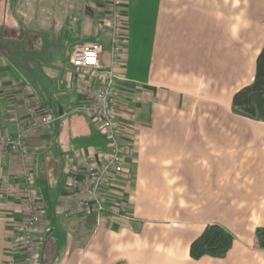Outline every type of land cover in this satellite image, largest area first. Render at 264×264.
Returning <instances> with one entry per match:
<instances>
[{
    "label": "crops",
    "instance_id": "obj_1",
    "mask_svg": "<svg viewBox=\"0 0 264 264\" xmlns=\"http://www.w3.org/2000/svg\"><path fill=\"white\" fill-rule=\"evenodd\" d=\"M84 2L92 8L85 14L96 13L98 21L105 3ZM122 11L124 62L114 112L127 150L126 179L116 181L107 201L125 194L124 216L59 211L75 165L106 146L100 134L74 153L77 138L65 131L89 120L73 111L85 97L79 82L89 77L70 58L75 44L95 39L71 43L54 66L52 108L10 68V57L18 56L14 37L6 38L7 53L0 47V134L16 131L2 123L8 100L21 120L28 103L51 117L29 134L43 207L38 264H264V248L255 243V228L264 225V91L249 93L252 114L232 104L234 92L255 74L264 0H126ZM101 60L108 61L104 47ZM4 176L17 190L10 195L2 190ZM22 184L17 154L0 148V264L9 253L20 257ZM208 223L229 230L233 243L224 257L192 258L189 245Z\"/></svg>",
    "mask_w": 264,
    "mask_h": 264
},
{
    "label": "built area",
    "instance_id": "obj_2",
    "mask_svg": "<svg viewBox=\"0 0 264 264\" xmlns=\"http://www.w3.org/2000/svg\"><path fill=\"white\" fill-rule=\"evenodd\" d=\"M101 1L105 4L99 18V29L101 34L108 37V61L101 60L103 45L96 41L75 44L70 61L78 71L89 77L79 82L85 97L74 110L92 120L104 137L106 146L102 151L84 155L75 165L66 184L67 199L61 203L59 210L65 216L98 212L124 216L127 210L125 194L121 193V197L118 194L119 197L110 203L107 201L109 195L116 193V181L126 179L123 157L127 150L120 141V126L114 112L116 85L124 62L125 19L122 8L126 0ZM26 110L28 116L21 120L16 103L8 100L2 113L3 124L16 126L15 132L0 134V148L17 154L23 179L19 196L24 210V219L15 239L20 257L9 253L4 264H38L40 255L42 237L38 235V228L43 207L35 189L29 134L49 123L51 117L41 112L39 106L30 103ZM2 190L9 195L17 191L6 176L2 178Z\"/></svg>",
    "mask_w": 264,
    "mask_h": 264
},
{
    "label": "rangeland",
    "instance_id": "obj_3",
    "mask_svg": "<svg viewBox=\"0 0 264 264\" xmlns=\"http://www.w3.org/2000/svg\"><path fill=\"white\" fill-rule=\"evenodd\" d=\"M86 7L84 0H2L0 2V8L5 13L0 15V47L3 43V49L7 53L9 42L6 38L14 37L13 48L18 56L10 57V68L26 80L28 88L37 100L45 102L49 108H52L53 104L50 90L55 75L54 66L64 62L70 44L95 39L107 49L104 45L108 44V40L101 36L105 34L100 33L96 13L86 15ZM23 11L31 14L30 21H27ZM22 22L26 24L23 25ZM97 32L98 37H96ZM25 37H28L29 41L25 40ZM86 118L89 122L82 120V127L65 129L68 139H71L72 135L77 138L74 153L80 146L92 145L90 139L93 137L102 139L100 131L92 120L88 116ZM65 119L68 121L69 117Z\"/></svg>",
    "mask_w": 264,
    "mask_h": 264
},
{
    "label": "trees",
    "instance_id": "obj_4",
    "mask_svg": "<svg viewBox=\"0 0 264 264\" xmlns=\"http://www.w3.org/2000/svg\"><path fill=\"white\" fill-rule=\"evenodd\" d=\"M264 20V19H263ZM253 91H264V43L256 57L255 74L252 80L237 89L232 96V104L237 108L253 113L248 105V95ZM234 235L217 223H208L202 232L195 237L189 245V254L192 258L204 255L224 257L233 243ZM255 243L264 248V225L255 228Z\"/></svg>",
    "mask_w": 264,
    "mask_h": 264
},
{
    "label": "water",
    "instance_id": "obj_5",
    "mask_svg": "<svg viewBox=\"0 0 264 264\" xmlns=\"http://www.w3.org/2000/svg\"><path fill=\"white\" fill-rule=\"evenodd\" d=\"M85 10L88 12V11H90V13L92 12L91 11V8L89 7V6H87L86 8H85Z\"/></svg>",
    "mask_w": 264,
    "mask_h": 264
}]
</instances>
